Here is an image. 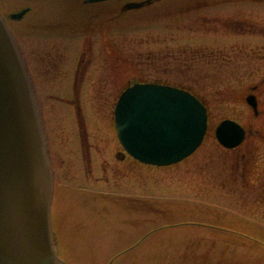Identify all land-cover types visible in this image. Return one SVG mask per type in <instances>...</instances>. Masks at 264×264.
Returning a JSON list of instances; mask_svg holds the SVG:
<instances>
[{
    "label": "rangeland",
    "instance_id": "1",
    "mask_svg": "<svg viewBox=\"0 0 264 264\" xmlns=\"http://www.w3.org/2000/svg\"><path fill=\"white\" fill-rule=\"evenodd\" d=\"M83 1L0 0L7 17L31 7L21 21L9 19V24L35 76L50 141L62 153H75V160L92 147L90 142L79 147V135L101 143L93 156L104 161L102 195L80 173L73 176L78 172L70 158L63 162L57 156L61 195H80L68 194L61 208L58 194L53 206L66 262L108 264L147 230L179 223L113 264H264V248L250 240L181 225L204 221L264 241L263 141L253 138L228 151L212 131L192 157L159 170L120 160L112 142L113 106L135 79L191 88L209 106L212 130L223 118L250 123L253 112L244 97L264 78V0H167L119 16L112 10L115 3ZM82 71L81 109L75 114L66 99L74 98L75 73ZM258 98L264 110V87ZM258 121L264 122V115ZM251 154L257 162L247 182L239 170Z\"/></svg>",
    "mask_w": 264,
    "mask_h": 264
},
{
    "label": "water",
    "instance_id": "2",
    "mask_svg": "<svg viewBox=\"0 0 264 264\" xmlns=\"http://www.w3.org/2000/svg\"><path fill=\"white\" fill-rule=\"evenodd\" d=\"M140 6L130 4L129 8ZM248 101L257 108L254 97ZM115 119L125 147L156 164L173 163L192 153L207 128L206 109L194 96L156 84L127 89ZM225 123L238 129L235 123ZM217 133L222 140L227 137L224 123ZM52 193V173L31 83L0 15V264L60 263L51 236Z\"/></svg>",
    "mask_w": 264,
    "mask_h": 264
},
{
    "label": "bare ground",
    "instance_id": "3",
    "mask_svg": "<svg viewBox=\"0 0 264 264\" xmlns=\"http://www.w3.org/2000/svg\"><path fill=\"white\" fill-rule=\"evenodd\" d=\"M61 243L62 244H64V242L63 241H61ZM61 243H60V241H59V243H58V245H59V249H58V251L60 252V254H61V257L63 258V250H62V245H61Z\"/></svg>",
    "mask_w": 264,
    "mask_h": 264
}]
</instances>
